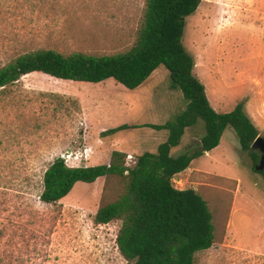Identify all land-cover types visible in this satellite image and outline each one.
<instances>
[{
	"label": "rangeland",
	"instance_id": "374dc122",
	"mask_svg": "<svg viewBox=\"0 0 264 264\" xmlns=\"http://www.w3.org/2000/svg\"><path fill=\"white\" fill-rule=\"evenodd\" d=\"M144 8L145 0H0V67L35 49L124 51L135 40ZM262 15L264 0H200L186 18L182 44L203 85L199 72L210 76L219 112L241 102L264 137V58L261 30L255 29ZM212 70L226 77L223 84L213 81ZM185 105L163 65L134 89L112 78L73 82L39 72L1 88L0 264H130L116 243L121 222H94L96 211L122 194L125 179L77 182L62 200L46 204L38 197L43 172L56 157H66L72 167L93 166L123 149L130 150L125 163L131 167L142 152H155L167 130L101 133L122 124H164ZM203 133L201 120L186 128L171 155L196 147ZM252 165L227 127L216 148L195 158L196 172L174 176L175 187L195 189L212 213L213 244L195 253L197 264H264V179Z\"/></svg>",
	"mask_w": 264,
	"mask_h": 264
},
{
	"label": "trees",
	"instance_id": "16d2710c",
	"mask_svg": "<svg viewBox=\"0 0 264 264\" xmlns=\"http://www.w3.org/2000/svg\"><path fill=\"white\" fill-rule=\"evenodd\" d=\"M200 0H145L141 24L133 44L112 54L82 51L62 53L55 49H35L18 54L0 67V89L23 75L39 72L73 82L99 83L108 78L128 89L140 86L160 65L170 74V88L181 91L185 108L164 124H122L103 131L106 135L130 127L167 130L166 140L156 152L144 151L133 166L125 163L126 153L113 150L108 164L69 166L56 157L45 168L39 199L55 204L66 197L77 182L92 183L99 177L116 175L126 181L119 197L101 206L94 222H121L116 236L118 250L130 264H197L196 252L213 244L212 213L204 198L193 188L179 189L173 179L190 162L218 146L223 132L231 127L240 147L251 158L255 170L260 153L251 148L259 135L253 121L237 103L229 112H217L210 104L205 86L194 74V57L182 44L186 18ZM203 122L198 145L177 156L186 128Z\"/></svg>",
	"mask_w": 264,
	"mask_h": 264
},
{
	"label": "crops",
	"instance_id": "0c3cea01",
	"mask_svg": "<svg viewBox=\"0 0 264 264\" xmlns=\"http://www.w3.org/2000/svg\"><path fill=\"white\" fill-rule=\"evenodd\" d=\"M256 25H255V29H260L261 31V35H262V41H261V44H260V47H259V49H258V51H259V54H260V57L261 58H264V38H263V32H264V15H262L261 16V21L260 22H256L255 23ZM262 64H264V62H262ZM196 66V65H195ZM263 66V65H262ZM213 68V67H212ZM194 70H195V67H194ZM208 72V71H207ZM204 74H205V78L202 76V71H200L199 72V74H200V77H202V79H203V81H204V86H205V91L209 94V99H210V104H211V106L217 111V112H219L220 110V106H221V101L217 98V96H215L216 95V90H215V86H214V84H213V82L211 81V79L209 78L210 76L208 75V73H206V72H203ZM212 78L214 79L213 81H215L216 83H218V84H223L222 83V81H225L226 80V77H224V76H218L217 74H215V72L213 73V70H212ZM204 79H206V80H204ZM86 96V95H85ZM86 113V112H85ZM166 134L163 136V140L162 141H160V142H157V144H156V146H155V152H156V149H157V146L160 144V143H162L163 141H165L166 140ZM221 140V139H220ZM220 143V142H219ZM219 145V144H218ZM175 147H177V146H175ZM175 147H172L171 148V150H170V154H171V151L173 150V148H175ZM217 147V146H216ZM215 147V148H216ZM214 149V148H213ZM123 152H127V153H129L130 152V150H125V149H123L122 150ZM210 151H212V150H210ZM210 151L209 152H205L203 155H207V154H209L210 153ZM151 152V151H150ZM132 156V155H131ZM194 160L195 159H193L191 162H190V164H189V166L184 170V171H182V172H186V171H193V172H196L197 170H196V168H194V167H191L192 166V164H193V162H194ZM107 161H105V163L104 164H108V163H106ZM182 172H180V173H178L177 175H179V174H181ZM175 181V180H174ZM177 182H181L180 180H178Z\"/></svg>",
	"mask_w": 264,
	"mask_h": 264
},
{
	"label": "water",
	"instance_id": "95a60500",
	"mask_svg": "<svg viewBox=\"0 0 264 264\" xmlns=\"http://www.w3.org/2000/svg\"><path fill=\"white\" fill-rule=\"evenodd\" d=\"M253 150H257L260 153V159L255 165V170L264 171V137L258 135L251 144Z\"/></svg>",
	"mask_w": 264,
	"mask_h": 264
},
{
	"label": "built area",
	"instance_id": "2783aa9c",
	"mask_svg": "<svg viewBox=\"0 0 264 264\" xmlns=\"http://www.w3.org/2000/svg\"><path fill=\"white\" fill-rule=\"evenodd\" d=\"M67 157H70V156H67ZM127 157H128V158H131V155H127ZM61 158H63L64 161H65V163H66V157H63V156H62ZM74 158H76V157H74ZM134 163H135V162H134ZM66 164H67V163H66ZM67 165H68V164H67Z\"/></svg>",
	"mask_w": 264,
	"mask_h": 264
},
{
	"label": "bare ground",
	"instance_id": "6f19581e",
	"mask_svg": "<svg viewBox=\"0 0 264 264\" xmlns=\"http://www.w3.org/2000/svg\"><path fill=\"white\" fill-rule=\"evenodd\" d=\"M202 76L205 78V74L202 72ZM204 80H206V79H204Z\"/></svg>",
	"mask_w": 264,
	"mask_h": 264
}]
</instances>
